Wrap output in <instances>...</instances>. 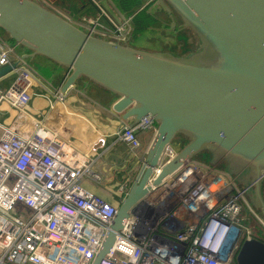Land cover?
<instances>
[{
    "label": "water",
    "instance_id": "obj_1",
    "mask_svg": "<svg viewBox=\"0 0 264 264\" xmlns=\"http://www.w3.org/2000/svg\"><path fill=\"white\" fill-rule=\"evenodd\" d=\"M165 1L197 37L195 52L175 56L137 49L91 35L38 0H0V29L28 51L23 58L40 55L67 70L61 92L85 78L118 97L112 110L122 119L135 124L148 115L156 124L139 159L138 180L119 202L91 264L109 252L129 209L146 194L152 168L178 136L186 142L154 184L206 153L210 163L225 162L250 186L253 205L264 217V0ZM14 67H1L0 78ZM235 263L264 264V242L243 240Z\"/></svg>",
    "mask_w": 264,
    "mask_h": 264
},
{
    "label": "built area",
    "instance_id": "obj_2",
    "mask_svg": "<svg viewBox=\"0 0 264 264\" xmlns=\"http://www.w3.org/2000/svg\"><path fill=\"white\" fill-rule=\"evenodd\" d=\"M38 1L64 15L52 0ZM99 15L86 18L79 28L128 43L134 16L118 19L102 10ZM17 46L0 33V68L15 63L16 73L9 86L0 88V103L23 111L35 71L16 53ZM51 94L57 101L64 98L59 87ZM33 124L36 130L29 136L0 125V264H91L118 204L85 189L81 179L100 182V174L88 160L68 164L56 136L41 121ZM140 131L155 134L156 124L148 115L124 125L118 141L138 149ZM175 153L173 144L164 148L145 184L146 194L129 209L100 264H232L243 240L252 238L246 216L264 227V218L244 199L250 186L239 185L217 164L193 157L154 184ZM137 174L120 187L121 196Z\"/></svg>",
    "mask_w": 264,
    "mask_h": 264
},
{
    "label": "crops",
    "instance_id": "obj_3",
    "mask_svg": "<svg viewBox=\"0 0 264 264\" xmlns=\"http://www.w3.org/2000/svg\"><path fill=\"white\" fill-rule=\"evenodd\" d=\"M52 1L54 6L78 27L79 24L85 23L86 18L100 16V10L118 19L134 16L132 17V35L129 37L128 44H135L133 46L137 49L170 53L175 56L187 54V50L185 51L180 43L172 45L169 43H139L137 41L138 35L149 32L154 27V23L160 22L162 26L159 29L162 30H169L172 27L169 23L159 19L157 12L152 8L160 3L159 0H93L95 3H92L91 0ZM68 5L72 9H68ZM75 8L82 11H77ZM142 11L151 16V20L146 22L142 31L135 34L134 29L137 25L135 17ZM166 14V17H171L167 11ZM172 29L173 32H176L173 27ZM138 44L143 46H138ZM182 45L184 44L182 43ZM16 53L22 56L28 51L17 46ZM25 60L35 71V81L30 88V100L23 111L11 107L7 102L0 103V116L4 115L3 124L0 123V125L29 136L36 130L33 122L41 121L43 127L53 133L63 146L68 164L76 166L88 160L92 170L100 174V182H95L91 177L84 176L81 179L82 186L111 204H119L123 197L119 194V189L137 174L140 168L139 159L149 148L154 134L138 132L141 146L138 149L130 150L123 142L118 141V133L124 125H131L133 121L132 119H122L121 114L112 110V104L118 99L117 96L88 82L85 78H80L64 92L63 100L57 101L51 93L60 87L67 75V70L40 55L30 56ZM8 75H12L9 84L6 82ZM15 77V72L1 77L0 88L9 86ZM0 131L3 133L1 127ZM182 139L185 143L186 140ZM207 156L208 161H211L210 155L207 154ZM217 165L229 172L225 162ZM230 174L239 185H246L239 181L237 176ZM246 193L250 199L251 191ZM250 205L254 208L253 204ZM247 222L248 219L245 220V223Z\"/></svg>",
    "mask_w": 264,
    "mask_h": 264
},
{
    "label": "rangeland",
    "instance_id": "obj_4",
    "mask_svg": "<svg viewBox=\"0 0 264 264\" xmlns=\"http://www.w3.org/2000/svg\"><path fill=\"white\" fill-rule=\"evenodd\" d=\"M161 3L156 4L155 6H153L152 8L157 12L158 14V18L161 19L164 22L169 23L170 25H172V27L174 28V30L176 32H173L172 27L169 30H162L159 29L161 28L162 24L160 22L158 23H154L153 24V28L149 31L146 32L144 34L138 35V39L137 41L139 43H147V42H152V43H160V44H164V43H169L172 45H177V44H181L182 47H184L185 51H186V55H188L189 53H193L196 51V49H198L199 46V41L197 39V37L192 33L191 30H189L188 28H186L183 25V22L181 20V17H179L171 8L170 6L167 4V2L165 0H160ZM152 5V4H151ZM61 8V7H60ZM167 10H171L170 12V16L171 17H166V11ZM169 14V12H168ZM76 21V20H75ZM1 30V29H0ZM4 38H8L7 34L3 31L0 32ZM154 35V36H153ZM156 35V36H155ZM182 43L184 45H182ZM131 46L135 45V44H130ZM138 46H143L141 44H138ZM135 47V46H133ZM12 78V75H8L6 82H8L7 84H9L10 80ZM4 115L1 114L0 116V123L3 124V118ZM1 131H0V135H1ZM178 139H175L173 141V145L177 150L181 149L183 147V145L185 144L184 141L181 139V137H177ZM207 154L206 153H201L197 156H195L196 159L198 160H202V161H207L208 162V158H207ZM244 199L247 201V204H254L253 203V199L248 197L247 194H245ZM253 211L256 212V214L258 213L259 215H261L259 213V210H256V208H253ZM246 219H248V222L245 223L244 225L252 232V234L254 232H256V226L255 223L257 222L254 217L251 214H248L246 216ZM235 262V256L232 259V264Z\"/></svg>",
    "mask_w": 264,
    "mask_h": 264
},
{
    "label": "trees",
    "instance_id": "obj_5",
    "mask_svg": "<svg viewBox=\"0 0 264 264\" xmlns=\"http://www.w3.org/2000/svg\"><path fill=\"white\" fill-rule=\"evenodd\" d=\"M68 9H72L71 6H67ZM76 9V8H75ZM77 11H82L81 9H76ZM136 20V27L134 29V33H139L140 31H142L144 29V27L146 26V22L148 20H151V16H149L148 14H146L145 12H141L139 15H137L135 17ZM3 31V30H1ZM8 39V38H7ZM10 42H13L12 40L8 39ZM179 137V136H178ZM178 139V138H176ZM182 139V138H181ZM183 140V139H182ZM256 226V232H254L252 234L253 238H256L259 241L264 242V227H262L258 222L255 223ZM233 264H236L235 262Z\"/></svg>",
    "mask_w": 264,
    "mask_h": 264
},
{
    "label": "flooded vegetation",
    "instance_id": "obj_6",
    "mask_svg": "<svg viewBox=\"0 0 264 264\" xmlns=\"http://www.w3.org/2000/svg\"><path fill=\"white\" fill-rule=\"evenodd\" d=\"M249 191V190H248ZM262 193H264V184H262ZM249 194V193H248Z\"/></svg>",
    "mask_w": 264,
    "mask_h": 264
}]
</instances>
